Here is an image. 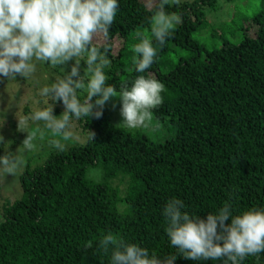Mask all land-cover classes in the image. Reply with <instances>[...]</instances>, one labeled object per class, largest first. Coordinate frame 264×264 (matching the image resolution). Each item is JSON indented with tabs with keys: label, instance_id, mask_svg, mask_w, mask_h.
Wrapping results in <instances>:
<instances>
[{
	"label": "trees",
	"instance_id": "1",
	"mask_svg": "<svg viewBox=\"0 0 264 264\" xmlns=\"http://www.w3.org/2000/svg\"><path fill=\"white\" fill-rule=\"evenodd\" d=\"M158 5L119 0L109 35L94 37L111 60L106 83L119 88L138 75L133 45L141 37L153 40ZM217 5L165 6L181 22L164 47L154 43L157 59L147 72L163 86L154 119L176 132L154 140L141 129L116 126L106 104L100 118L78 120L93 141L51 151L21 173L20 197L0 203V264H108L97 250L107 232L167 264L176 255L164 232L167 200L181 199L202 219L226 201L237 211L264 208V0L254 15L229 16L218 29L206 19ZM6 79L0 77V87L12 85ZM94 170L102 180L90 176ZM174 264L221 262L177 255ZM243 264H264V253Z\"/></svg>",
	"mask_w": 264,
	"mask_h": 264
},
{
	"label": "clouds",
	"instance_id": "2",
	"mask_svg": "<svg viewBox=\"0 0 264 264\" xmlns=\"http://www.w3.org/2000/svg\"><path fill=\"white\" fill-rule=\"evenodd\" d=\"M167 3L159 0L152 13L153 40L141 37L133 45V65L138 75L117 88L106 83L105 69L111 60L93 40L99 34L109 35L119 0H0V77L16 80L19 75L27 80L45 64L62 72L38 89L43 106L18 119L19 129L38 125L41 135L50 136L51 147L63 152L70 144L82 141L74 130L75 121L100 118L106 102L118 98L122 117L119 127L156 132L160 124L154 122L153 109L163 102V86L147 70L157 59L154 43L164 47L181 22L179 15L165 10ZM69 61L73 63L66 71ZM58 101L64 111L56 116L53 106ZM27 133L15 153L9 146L5 148L8 144L0 136L4 153L0 155V173L14 175L23 163L22 153L34 150L36 137ZM94 135L88 130L86 139L93 141ZM185 209L184 202L175 197L162 209L164 232L176 250L167 264H174L177 255L196 262L243 264L246 257L264 253V208L237 211L226 201L206 219ZM97 250L108 256V264H161L148 249L112 232L99 238Z\"/></svg>",
	"mask_w": 264,
	"mask_h": 264
},
{
	"label": "rangeland",
	"instance_id": "3",
	"mask_svg": "<svg viewBox=\"0 0 264 264\" xmlns=\"http://www.w3.org/2000/svg\"><path fill=\"white\" fill-rule=\"evenodd\" d=\"M182 1H193V0H168L169 3H180ZM217 8L213 11L207 10L206 19L210 25H214L217 29L223 24H226L227 18L231 16L238 17L242 14L254 15L257 13L259 5V0H234L233 2H228L227 0H218ZM215 11V12H214ZM217 22V25H215ZM204 29L203 31H205ZM72 61H69L65 66L66 71H70ZM84 65L82 64L81 68ZM62 72L58 68H51L48 65L38 66L36 72L31 78L24 80L22 77L17 75V79L13 80L11 86H1L0 88V136L3 137V142L8 144L5 148L9 146V151L15 153L17 149L22 145L24 139L27 137L28 133L35 135V148L32 151L23 152V163L17 169L14 175H8L0 173V203L3 201H14L20 197V175L27 168L33 169L42 163L44 156L48 155L54 150L49 144L50 136L45 133L41 135L38 125L31 124L28 127H22L19 129V120L22 117L27 116L31 111L38 107H42V98L37 95L38 89L42 87L45 83H48L55 75H61ZM7 83L10 81L8 79ZM19 85V88L16 87ZM107 109L110 112L111 120L116 125L119 126L122 122V117L120 115V102L118 98H110L106 102ZM64 111V106L59 101L53 106V114L59 116ZM154 122L155 119H154ZM160 128L156 132H150L148 130H143V133L148 134V136L154 140L165 139V136L173 134L176 130L171 128L170 131L166 129L165 123H159ZM74 130L78 132L82 141L73 144H83L86 142V135L81 131V125L78 121L74 122ZM162 139V140H163ZM69 145V146H70ZM3 151L0 150V155H3ZM95 180H100L101 175L98 171L94 170L90 174ZM102 180V179H101ZM113 186H117L119 183L115 181L112 183ZM123 191V186L120 188Z\"/></svg>",
	"mask_w": 264,
	"mask_h": 264
}]
</instances>
